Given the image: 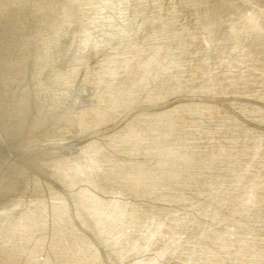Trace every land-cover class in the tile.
Segmentation results:
<instances>
[{
  "label": "bare ground",
  "instance_id": "6f19581e",
  "mask_svg": "<svg viewBox=\"0 0 264 264\" xmlns=\"http://www.w3.org/2000/svg\"><path fill=\"white\" fill-rule=\"evenodd\" d=\"M222 1L0 0V106L46 169L0 264H264V0Z\"/></svg>",
  "mask_w": 264,
  "mask_h": 264
},
{
  "label": "water",
  "instance_id": "95a60500",
  "mask_svg": "<svg viewBox=\"0 0 264 264\" xmlns=\"http://www.w3.org/2000/svg\"><path fill=\"white\" fill-rule=\"evenodd\" d=\"M222 2H223L222 11L224 13L226 12L225 15L231 16L230 14L233 15L236 12V11H232L228 9L230 0H223ZM260 17L262 18L258 20L259 22L258 26L262 28V26H264L263 24L264 23V13H262ZM4 31L5 29L4 30L0 29V38L3 39V44L0 45V59L2 61L15 60V57L10 50V48L14 45H12V42L9 41L10 39L9 37L5 38V36L2 35ZM2 72L5 73V71H2ZM3 109L4 108L0 106V207L8 208L11 205V203L14 202L20 196L18 194L19 191L21 190L25 191L26 189L25 182L29 178L35 176L32 172L27 171V169L35 170L37 172H40V170L46 171V169L43 166V164L39 165L36 162L35 157L31 155H24L23 153L17 150V145L15 143V139H16L15 135L17 133L16 124L7 119L6 110H3ZM82 136L84 135L74 136L73 138L70 139L74 147L76 146L79 147L78 143L82 144L83 140L88 136V134L85 137H82ZM90 139H93V138L90 137ZM23 156H24V159H21L23 158ZM20 162L24 163L23 167H22V164H20ZM71 182L73 183L72 180ZM26 192H28L27 189H26ZM24 198H27V197H24ZM38 205L39 204H35V205H32L31 207L34 208V207H37ZM27 218H24L23 221L20 222V224L29 225L31 224V221L34 220L33 215H31V219H27ZM20 224H18V226ZM8 234H10V232H6L4 236L7 237ZM97 238H100V237L98 236ZM2 241L4 240L3 238H1V235H0V246L1 247L4 246ZM122 255L125 256L128 254L124 252L122 253ZM109 261H112V263L110 262H107V263L123 264L122 258L120 256H118L117 259H115L114 257L113 258L109 257ZM137 262L138 261L133 262V264H136Z\"/></svg>",
  "mask_w": 264,
  "mask_h": 264
}]
</instances>
